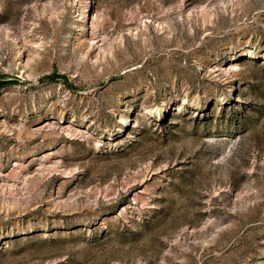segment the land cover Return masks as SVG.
<instances>
[{"label":"rangeland","instance_id":"1","mask_svg":"<svg viewBox=\"0 0 264 264\" xmlns=\"http://www.w3.org/2000/svg\"><path fill=\"white\" fill-rule=\"evenodd\" d=\"M6 80L0 264H264V0H0Z\"/></svg>","mask_w":264,"mask_h":264},{"label":"trees","instance_id":"2","mask_svg":"<svg viewBox=\"0 0 264 264\" xmlns=\"http://www.w3.org/2000/svg\"><path fill=\"white\" fill-rule=\"evenodd\" d=\"M46 78L49 79V80H58V79H64L65 80L66 76L63 75V74L53 73L51 75H48ZM8 82H11V81H8V80L1 81L0 82V87L8 84Z\"/></svg>","mask_w":264,"mask_h":264}]
</instances>
